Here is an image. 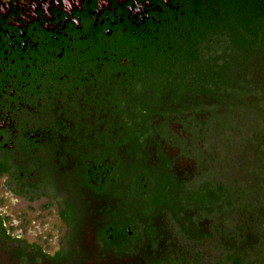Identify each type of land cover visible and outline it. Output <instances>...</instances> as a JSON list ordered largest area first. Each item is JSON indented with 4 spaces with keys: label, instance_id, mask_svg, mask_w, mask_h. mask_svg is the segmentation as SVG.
Wrapping results in <instances>:
<instances>
[{
    "label": "flooded vegetation",
    "instance_id": "1",
    "mask_svg": "<svg viewBox=\"0 0 264 264\" xmlns=\"http://www.w3.org/2000/svg\"><path fill=\"white\" fill-rule=\"evenodd\" d=\"M220 1L264 5L0 0V264H146L190 257L168 207L157 205L150 217H141L140 193L149 184L142 177L132 187L133 177L122 170L139 163L186 183L207 170L193 157L198 150L205 154L203 140H193L176 121L190 113L183 114V105L169 117L160 113L177 105L166 106L174 91L157 99L155 70L163 54L185 50L203 33V9ZM24 11L29 18H20ZM234 72V80L264 83V53H250L241 72ZM148 113L154 134L134 149L136 136L128 133L143 130ZM7 198L67 227L54 253L15 231L17 221L9 223L2 206ZM26 216L20 215L23 223ZM140 217L148 229L125 247L100 237L103 228L107 237L125 226L133 235ZM128 218L135 221L127 225Z\"/></svg>",
    "mask_w": 264,
    "mask_h": 264
},
{
    "label": "trees",
    "instance_id": "2",
    "mask_svg": "<svg viewBox=\"0 0 264 264\" xmlns=\"http://www.w3.org/2000/svg\"><path fill=\"white\" fill-rule=\"evenodd\" d=\"M212 6L203 9V33L188 41L186 51L176 50L173 56L169 52L163 54L155 70L156 90L160 92L157 99H162L167 90L174 91L166 106L177 105L176 111L168 109L160 113L169 117L183 105V114L190 113V116L186 121L184 118H176V121L184 125L193 140L204 139L205 142L206 138L208 140V129H211L210 134H214L220 132L223 126L233 130L236 137H243L241 131L246 128L239 125L235 128L237 125L234 122L225 125L226 120L223 119L227 112L243 113L239 121L257 125L253 140L260 151L264 147V130L258 128V123L264 118V83L241 82L230 75L231 72L235 75L234 71L241 72L248 63L250 53H264V5L239 6L220 1ZM150 114L143 117V130L128 133V137L136 136L134 149L146 144L154 134L148 128ZM217 121L221 124L216 125ZM245 140L242 138L240 141L244 143ZM198 152V157H193L199 167L208 165L207 170L196 171L195 179L187 183L143 164L123 166V174L133 177L130 180L132 187L142 177L149 184L144 189L146 193H140L143 198L141 209H144L141 217H150L157 205L168 207L171 223L178 228V234L183 239L180 241L189 245L190 257L182 259L177 255L149 260L146 264L159 261L161 264H264V151L254 163L255 170L250 172L255 178L253 183H244L238 177H226L223 171L226 168L232 171L248 168L247 164L243 165L245 158L239 161V165L234 164V167L232 163L233 167L228 168L223 166L222 161H217L220 157L216 156V159L213 155L208 158ZM141 217L136 218L140 220L138 226L131 228L133 235L126 231L125 226L112 229L107 237L103 228L100 237L123 248L128 240L137 239L148 229L147 222H143ZM123 221L129 225L135 220L128 218ZM110 234L112 239L108 238Z\"/></svg>",
    "mask_w": 264,
    "mask_h": 264
},
{
    "label": "rangeland",
    "instance_id": "3",
    "mask_svg": "<svg viewBox=\"0 0 264 264\" xmlns=\"http://www.w3.org/2000/svg\"><path fill=\"white\" fill-rule=\"evenodd\" d=\"M224 113L223 119L228 124H233V122L239 127L246 129H241L242 136L236 137L234 134V131L231 129H227L223 127H220L219 131L214 134L211 133V129H208V140L206 138V142L203 139L200 144L203 145L204 153L207 155L208 158H211L213 155L216 158V156L220 157L217 161H222L223 166L226 165L228 168L235 167V165H239V161L243 158L244 162L243 165L247 164L246 169L240 170L237 168V170L232 171L231 169H223V171L226 173V177H232V178H239L244 183L248 181L249 183H253V180H255L253 173H250L252 170H255L256 161L258 158H260L263 154L264 147L258 151L257 148V142L253 140L254 133L256 131V123L253 126L252 123H247L239 121V118L242 116L243 113ZM245 121L248 119L242 118ZM262 122H259L258 128L260 130H264V118L261 120ZM219 121L216 122V125H220ZM249 124V125H248ZM231 127V126H230ZM232 128V127H231ZM237 130V129H236ZM242 138H246L245 142L242 143L240 140ZM217 159V158H216ZM247 159V160H246ZM216 161V162H217ZM252 161V162H251ZM247 162V163H246ZM233 163V166H232ZM251 163V164H248ZM215 164V163H213ZM235 164V165H234ZM230 166V167H229ZM208 167V165L206 166ZM240 167V166H239ZM244 168V166H243ZM235 169V168H234ZM249 170V171H248ZM248 171V172H247ZM264 187V184L262 185ZM38 205V204H36ZM27 214V223H23V219L20 218V215L23 213ZM42 216V217H40ZM11 220L9 223H12L14 221H17L16 223V232L22 233L30 242H38L43 247L48 248V250L51 251V253H54L59 246V241L61 240L62 235H66L67 227L66 226H59V222L54 220L52 217H47L44 213L36 212V211H30L28 210V207L15 213L14 215L10 216ZM264 226V225H263ZM264 231V228H263ZM83 237L85 238V241L88 240V235L86 233L83 234ZM48 240V243H47Z\"/></svg>",
    "mask_w": 264,
    "mask_h": 264
},
{
    "label": "water",
    "instance_id": "4",
    "mask_svg": "<svg viewBox=\"0 0 264 264\" xmlns=\"http://www.w3.org/2000/svg\"><path fill=\"white\" fill-rule=\"evenodd\" d=\"M124 0H121V2H123ZM28 13V11H24V12H22L21 13V19H26V18H29V15L27 14ZM31 13V12H30ZM22 16L24 17V18H22ZM2 191V190H1ZM1 198H3V196H4V192L2 191L1 192ZM3 209H4V214H7V215H9V216H12V215H14L15 213H17V212H19V211H21V210H23V209H25V208H27L28 207V205H26V203H24V202H22L21 203V201H16L14 204H13V202L11 201V198H7L5 201H4V203H3Z\"/></svg>",
    "mask_w": 264,
    "mask_h": 264
}]
</instances>
